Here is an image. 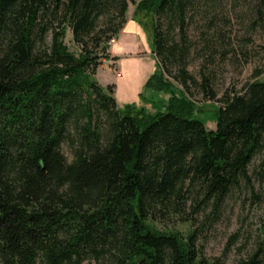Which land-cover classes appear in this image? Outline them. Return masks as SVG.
I'll list each match as a JSON object with an SVG mask.
<instances>
[{
    "label": "trees",
    "instance_id": "16d2710c",
    "mask_svg": "<svg viewBox=\"0 0 264 264\" xmlns=\"http://www.w3.org/2000/svg\"><path fill=\"white\" fill-rule=\"evenodd\" d=\"M205 1L135 3L152 15L160 69L144 86L168 93L149 115L119 111L113 84L94 77L135 0H0V264H215L196 230L154 224L186 206L215 218L232 194L261 199L251 174L264 179V80L216 98L213 129L173 92V81L195 84L186 25ZM198 84L214 98L205 77ZM258 230L234 264H264V223Z\"/></svg>",
    "mask_w": 264,
    "mask_h": 264
},
{
    "label": "rangeland",
    "instance_id": "374dc122",
    "mask_svg": "<svg viewBox=\"0 0 264 264\" xmlns=\"http://www.w3.org/2000/svg\"><path fill=\"white\" fill-rule=\"evenodd\" d=\"M137 1L128 4L125 20L138 23L139 36L118 35L120 30L113 42L108 43V58L101 61L94 77L102 87L113 84L119 111L143 108L145 113L152 115L163 110L168 93L144 86L147 78L155 71L159 73L160 69L151 54L152 15L135 10ZM188 16L185 69L195 84L188 83L184 89L174 81L171 84L174 94L189 97L196 106L195 111L205 120V127L213 129L216 98L230 88L239 90L247 80H264V0H206ZM64 43L68 50L76 52L68 28ZM255 70H260L257 76H253ZM202 77L207 79L215 94L211 100L200 90L198 82ZM62 150L67 156L64 145ZM259 158L257 155L250 162V174ZM251 176L254 190L261 198L258 203L251 204L245 199V193L232 194L225 199L215 218L208 207L191 212L186 206L180 215L171 212L166 217L156 215L154 224L159 228H174L183 234L194 229L196 244L205 258L215 264H234L250 248L259 233V224L264 223V179ZM242 244L244 249L240 250Z\"/></svg>",
    "mask_w": 264,
    "mask_h": 264
},
{
    "label": "crops",
    "instance_id": "0c3cea01",
    "mask_svg": "<svg viewBox=\"0 0 264 264\" xmlns=\"http://www.w3.org/2000/svg\"><path fill=\"white\" fill-rule=\"evenodd\" d=\"M122 28H123V31L122 32ZM122 28L119 30V34L118 35H121V34H129V35H137L139 32H141L140 28H139V25L138 23L134 22V21H127L125 20ZM139 36V35H137ZM119 37V36H118ZM118 40V39H117ZM152 54V53H151ZM153 55V54H152Z\"/></svg>",
    "mask_w": 264,
    "mask_h": 264
},
{
    "label": "built area",
    "instance_id": "2783aa9c",
    "mask_svg": "<svg viewBox=\"0 0 264 264\" xmlns=\"http://www.w3.org/2000/svg\"><path fill=\"white\" fill-rule=\"evenodd\" d=\"M113 42V39L109 40L108 43H112Z\"/></svg>",
    "mask_w": 264,
    "mask_h": 264
}]
</instances>
